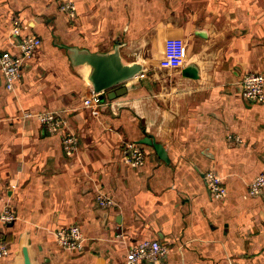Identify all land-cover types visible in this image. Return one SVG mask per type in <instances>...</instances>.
Listing matches in <instances>:
<instances>
[{"label":"crops","instance_id":"obj_1","mask_svg":"<svg viewBox=\"0 0 264 264\" xmlns=\"http://www.w3.org/2000/svg\"><path fill=\"white\" fill-rule=\"evenodd\" d=\"M28 36L41 42L12 89L0 72V212H16L0 264H22L25 244L34 264H128L146 239L167 252L134 264H264V190L248 193L264 171V102L240 94L246 71L264 73V0H0V49ZM69 46H118L143 69L124 94L87 106L93 88ZM49 110L77 136L73 154L61 131L26 115ZM128 144L143 149L142 163L125 161ZM208 169L223 177L221 199ZM72 223L85 238L78 251L54 233Z\"/></svg>","mask_w":264,"mask_h":264},{"label":"built area","instance_id":"obj_2","mask_svg":"<svg viewBox=\"0 0 264 264\" xmlns=\"http://www.w3.org/2000/svg\"><path fill=\"white\" fill-rule=\"evenodd\" d=\"M63 9L73 12L74 5L68 1L62 5ZM14 33L19 31V20L14 21ZM41 39L37 36H28L23 38L17 45L16 51L9 49H0V72L4 78L7 89H12L15 80L19 77L23 65L32 56L35 48L40 44ZM240 94L243 98L253 102H264V73L248 70L240 79ZM103 100L101 93L92 89L89 96L84 98V104L87 106H98ZM26 115H35L43 124L45 130L50 133L61 131V140L64 150L67 154H73L77 147V136L74 132L63 129L65 120L55 111H39L36 113L27 112ZM239 139V138H238ZM125 161L131 165H138L145 159L143 149L137 144H128L124 150ZM204 179L206 185L216 199H221L226 195L227 188L223 177L214 169L205 171ZM264 190V171L258 173L250 181L248 193L257 195ZM97 201L100 205H112L114 201L103 194L97 195ZM8 205V203H6ZM16 218V212L11 207L2 211L0 220L4 223L12 222ZM57 244L67 250H81L84 248V236L81 227L77 223L59 226L54 231ZM6 244L0 245V255L7 253ZM167 247L157 239L142 240L139 244L131 247L127 252L128 264H134L140 260H150L157 262L166 254Z\"/></svg>","mask_w":264,"mask_h":264},{"label":"water","instance_id":"obj_3","mask_svg":"<svg viewBox=\"0 0 264 264\" xmlns=\"http://www.w3.org/2000/svg\"><path fill=\"white\" fill-rule=\"evenodd\" d=\"M67 51L72 65L81 72L94 91L101 93L102 100L104 96L114 98L124 94L127 85L122 83L136 76L143 69L141 62L124 60L118 46L105 52H93L87 48L69 46ZM186 72L195 74L194 67L189 65ZM142 142L152 144L158 155L168 160L162 143L152 137L143 138ZM21 252L22 264H34L26 244L21 248Z\"/></svg>","mask_w":264,"mask_h":264},{"label":"rangeland","instance_id":"obj_4","mask_svg":"<svg viewBox=\"0 0 264 264\" xmlns=\"http://www.w3.org/2000/svg\"><path fill=\"white\" fill-rule=\"evenodd\" d=\"M6 208H9V204L7 205L6 203L4 204V206H3V208H2V211H4ZM2 211L0 212V216H1V214H2ZM2 222V221H1ZM3 223V222H2ZM9 223L10 222H4L3 224H2V227L0 228V245L1 244H6V246H7V248H8V250H7V253L6 254H4V255H0V257H2V256H8L9 255V230H8V228H9Z\"/></svg>","mask_w":264,"mask_h":264}]
</instances>
